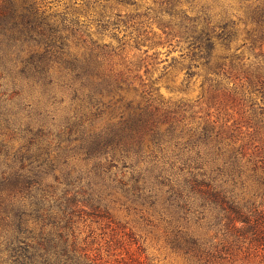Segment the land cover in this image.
<instances>
[{"label": "trees", "instance_id": "1", "mask_svg": "<svg viewBox=\"0 0 264 264\" xmlns=\"http://www.w3.org/2000/svg\"><path fill=\"white\" fill-rule=\"evenodd\" d=\"M1 1L0 264H119L91 251L74 229L82 217L109 219L118 192L165 197L183 220L216 216L225 237L250 233L264 246V210L247 197L264 181V154L250 150L259 135L264 141V103L254 98L264 100V61L230 59L245 70V90L220 85L227 59L214 55L217 39L227 49L238 39L239 23L209 7L190 16L181 0H154L144 14L138 0H84L71 14L46 0ZM89 11L103 33L135 27L140 51L151 40L147 21L183 39L194 61L188 68L202 67L218 89L246 101L249 132L210 114L195 123V105L159 94L148 59H127L125 44L85 37L80 15ZM244 24L245 40L263 49L264 1L249 6Z\"/></svg>", "mask_w": 264, "mask_h": 264}, {"label": "rangeland", "instance_id": "2", "mask_svg": "<svg viewBox=\"0 0 264 264\" xmlns=\"http://www.w3.org/2000/svg\"><path fill=\"white\" fill-rule=\"evenodd\" d=\"M46 1L53 11L64 14H71L73 8H82L86 4L84 0ZM93 1L95 2L90 0ZM138 1L141 6L138 12L141 14L148 12V8L157 7L154 0ZM263 1L181 0L182 8H185L190 16H197L203 7H209L210 14L217 15V19L223 18L226 14L229 19L239 23L238 39L231 43L230 49H227L225 41L216 40L214 55L227 59L225 60L227 65L219 77L221 86L224 83L230 87L245 85L247 90L245 70L240 67L232 68L230 59H242L247 66L264 61V47L263 49L252 47L251 42L245 40L246 36L242 31L249 6ZM1 6L0 0V9ZM127 10L134 12V7ZM82 13L78 15L80 20L87 24L82 27L86 38L90 35L93 40L111 44L116 48L125 44L124 55L127 59L137 60L139 56L148 59V67L154 71V78L160 79L159 94L166 101L195 105L197 112L195 123L210 114L213 120L220 123L228 121L232 124L236 121L240 123L243 132H249L246 122L249 107L244 105L246 101L242 103L238 98L232 99L226 90L218 89L216 84L213 85L206 79L202 67L188 68L194 61L183 39L167 37L163 28L155 21H147L143 25V30L151 40L147 47H142L140 51L134 47L133 37L137 33L135 27L110 28L103 33L97 30L93 22L95 18L93 11H89V14ZM141 20L143 21L139 18L136 21ZM115 59L121 58L117 56ZM240 63L242 62L237 60L234 65ZM145 70L146 67L141 70L143 75ZM134 95V91L129 92L130 97ZM137 97L140 98V95L137 94ZM254 98L258 104L264 103L261 94ZM258 137L253 141L250 150L257 152L261 149L259 150L261 156L264 154L262 151L264 141ZM262 175L264 176V172ZM178 177L181 180L182 177ZM249 191L248 199L264 210V181L257 182ZM113 198L115 201L109 206V219L98 221L82 217L74 228L86 239V246L103 259L109 261L117 259L120 261L119 264H264V246L253 242L250 233L239 235L237 237L239 239H236L234 234L225 237L219 231L222 225L217 222L216 216L198 220V215L193 214L190 219L183 220L176 211L177 208L170 207L165 197L153 202L151 199L144 200L137 194L118 192ZM238 226L244 227V224L238 223Z\"/></svg>", "mask_w": 264, "mask_h": 264}]
</instances>
